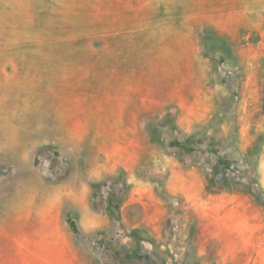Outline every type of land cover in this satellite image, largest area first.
<instances>
[{
    "label": "rangeland",
    "instance_id": "1",
    "mask_svg": "<svg viewBox=\"0 0 264 264\" xmlns=\"http://www.w3.org/2000/svg\"><path fill=\"white\" fill-rule=\"evenodd\" d=\"M4 129L0 264H264V0H0Z\"/></svg>",
    "mask_w": 264,
    "mask_h": 264
},
{
    "label": "bare ground",
    "instance_id": "2",
    "mask_svg": "<svg viewBox=\"0 0 264 264\" xmlns=\"http://www.w3.org/2000/svg\"><path fill=\"white\" fill-rule=\"evenodd\" d=\"M16 129L18 130V128L16 127ZM4 131H5V129L1 132V136H0V147H4L5 146V141L3 142V139H5L4 137H5V133H4ZM8 147L6 146V147H4V149H3V151L5 150V152L6 151H8Z\"/></svg>",
    "mask_w": 264,
    "mask_h": 264
}]
</instances>
